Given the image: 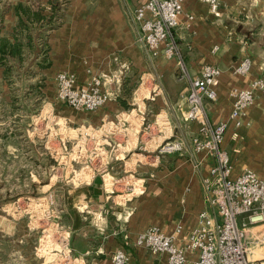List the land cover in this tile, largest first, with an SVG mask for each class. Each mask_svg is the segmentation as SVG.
<instances>
[{
	"label": "crops",
	"instance_id": "0c3cea01",
	"mask_svg": "<svg viewBox=\"0 0 264 264\" xmlns=\"http://www.w3.org/2000/svg\"><path fill=\"white\" fill-rule=\"evenodd\" d=\"M219 1L216 15L206 2L184 0L181 24L174 33L190 77L199 75L206 64L222 69L216 99L205 102L212 122L229 123L223 146L231 154L236 175L250 167L245 157L252 149L264 154V92H257L240 127L230 118L232 90L264 77V0ZM20 2L43 6L46 14L51 13L48 0H0V36L14 39ZM138 4L139 0H67L60 24L47 35L46 63L33 69L34 79L43 85L52 109L67 126L86 133L106 124L117 129L107 130L104 136L66 140L75 147L94 142L86 161L91 171L87 174L82 165L83 178L61 186L63 208L54 214L70 234L76 264H111L112 255L123 247L130 254V264H167L166 254L137 246V234L151 225L172 234L182 225L177 243L184 244L198 223L199 212L209 204L203 177L216 160L192 147L200 124L186 118L189 78L182 76L176 57L153 56L140 40L134 20ZM245 57L251 58L252 67L243 75L235 69ZM65 70L76 76L79 86L105 76L102 88L114 92L120 88V92L95 112L73 108L56 96V76ZM1 90H9L3 65ZM130 108L133 111L128 112ZM123 126L127 127L122 132ZM100 137L98 147L95 142ZM170 137L184 139L186 149L158 154L159 144ZM18 255L24 257V253Z\"/></svg>",
	"mask_w": 264,
	"mask_h": 264
},
{
	"label": "built area",
	"instance_id": "2783aa9c",
	"mask_svg": "<svg viewBox=\"0 0 264 264\" xmlns=\"http://www.w3.org/2000/svg\"><path fill=\"white\" fill-rule=\"evenodd\" d=\"M201 1L208 3L213 13L220 14L219 0ZM183 12L184 0H139L134 20L140 27V40L151 54L176 57L182 76L189 78L186 118L200 124L199 131L192 137V147L195 152H205L216 160L210 173L203 177L209 204L199 212L198 223L184 244L177 243L182 225L172 234L165 233L158 225H151L137 234L134 243L154 253L166 254L167 264H264V228L251 230L264 225V178L250 168L233 174L231 154L223 146L229 123L212 122L205 102L216 99L222 69L206 64L199 75L190 77L174 33L181 24ZM188 18L193 19L194 15L188 14ZM251 67V58L245 57L235 71L245 75ZM55 81L59 100L87 111L100 109L120 92V88L116 92L102 88L107 82L105 76H96L88 85L79 86L76 76L65 70L57 74ZM258 91L264 92V77L253 79L249 87L232 90L234 101L230 118L236 127L243 124ZM186 147L184 139L170 137L159 144L157 153H179ZM128 189H132L131 185ZM56 226L61 238L54 249L62 261L60 264H76L69 232L59 223ZM111 264H130V254L125 247L112 255Z\"/></svg>",
	"mask_w": 264,
	"mask_h": 264
},
{
	"label": "rangeland",
	"instance_id": "374dc122",
	"mask_svg": "<svg viewBox=\"0 0 264 264\" xmlns=\"http://www.w3.org/2000/svg\"><path fill=\"white\" fill-rule=\"evenodd\" d=\"M33 73L13 77L8 81L9 90L0 92V264L62 262L54 249L61 238L54 215L63 208L61 186L83 178L79 169L87 165L94 145L86 142L75 147L66 140L117 130L115 125L110 128L106 124L88 135L84 129L67 126L52 109L51 98ZM99 140L95 142L98 147L102 137ZM255 152L252 149L245 157L251 164L245 168L264 177V154ZM89 169V165L84 168L86 173ZM21 253L24 257L18 255Z\"/></svg>",
	"mask_w": 264,
	"mask_h": 264
},
{
	"label": "trees",
	"instance_id": "16d2710c",
	"mask_svg": "<svg viewBox=\"0 0 264 264\" xmlns=\"http://www.w3.org/2000/svg\"><path fill=\"white\" fill-rule=\"evenodd\" d=\"M51 13L36 4L16 5L19 23L14 39L0 36V65L5 67V77L10 82L17 75L32 74L35 65H44L48 56L47 35L61 22L62 9L67 0H48ZM0 15V26H1Z\"/></svg>",
	"mask_w": 264,
	"mask_h": 264
}]
</instances>
